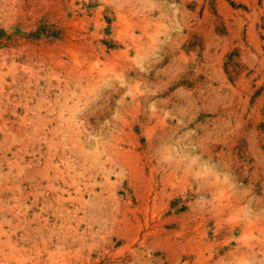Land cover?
Returning a JSON list of instances; mask_svg holds the SVG:
<instances>
[{
	"label": "rangeland",
	"instance_id": "1",
	"mask_svg": "<svg viewBox=\"0 0 264 264\" xmlns=\"http://www.w3.org/2000/svg\"><path fill=\"white\" fill-rule=\"evenodd\" d=\"M0 264H264V0H0Z\"/></svg>",
	"mask_w": 264,
	"mask_h": 264
},
{
	"label": "bare ground",
	"instance_id": "2",
	"mask_svg": "<svg viewBox=\"0 0 264 264\" xmlns=\"http://www.w3.org/2000/svg\"><path fill=\"white\" fill-rule=\"evenodd\" d=\"M2 162V161H1ZM32 173V172H31ZM55 178V177H54ZM52 180V179H51ZM54 181H55V179H54ZM11 248V247H10ZM44 250V249H43ZM47 250V249H46ZM48 251V250H47ZM5 252V251H4ZM8 253V252H7ZM8 255V254H7ZM52 258V257H51Z\"/></svg>",
	"mask_w": 264,
	"mask_h": 264
}]
</instances>
